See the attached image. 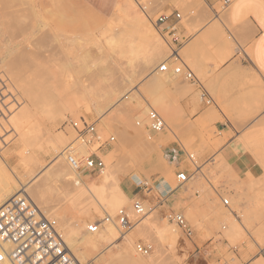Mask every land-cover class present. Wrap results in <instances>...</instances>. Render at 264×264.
<instances>
[{
	"label": "rangeland",
	"instance_id": "rangeland-1",
	"mask_svg": "<svg viewBox=\"0 0 264 264\" xmlns=\"http://www.w3.org/2000/svg\"><path fill=\"white\" fill-rule=\"evenodd\" d=\"M201 1L0 0V179L22 177L27 168L33 172L32 178L41 176L40 180L44 181L45 172L51 176L44 188L46 201L51 207L60 206V195H56L54 186L61 184L56 182L55 175L63 168V163L60 154H45L48 148L45 141L60 133L69 137L70 123L83 119L96 125L103 140L114 138L111 146L100 150H96V144L87 146L103 161L104 171L110 165L111 171L116 173L113 172L115 184L130 201L124 208L128 209L133 200H140L155 226L167 221L177 229L176 249L165 245L164 256L157 264H215L230 260L235 264L234 254L238 251L260 253L264 248V236L259 237V232L264 230L261 203L264 191L243 187L223 168L217 156L218 134L213 128L214 121L201 117L194 121L186 119V105H182L185 93L176 96L172 88L196 92L199 105H193L194 114L207 107L194 86L172 75V69L180 63L169 59V48L145 16L146 12L153 20L160 14L178 11L185 35L189 36L194 31L188 23L196 16ZM165 8L168 10L164 11ZM132 9L139 15L131 14ZM217 11L222 20L224 13L218 7ZM138 16H141L139 20L143 19L140 22L152 30L157 42L151 43L140 34L138 28L145 27L136 22ZM56 17H61V23ZM16 20L20 24L23 21V28L15 25ZM210 20H216L215 16L210 15ZM132 31L137 34L131 37ZM182 51L180 60L188 66ZM162 63L168 65L169 71L159 72ZM146 103L162 105L165 110L163 114L156 111L163 117L165 128L155 152L146 144L155 141L158 135L149 134L143 125L136 126L137 120L147 115L141 110ZM109 153L115 156L106 163L103 156ZM44 154L41 167L32 164L31 159ZM188 155H194L195 166ZM180 172L189 174L191 180L178 185L175 176ZM80 176L85 182L96 185L101 179L98 174ZM136 177L140 183L134 180ZM225 199L229 201L227 207L222 204ZM81 209L82 206L73 208L65 203L59 211L83 228L79 236L84 235L89 224L101 222L105 214L113 217L117 211L105 206L87 218ZM230 211L243 227L238 226L241 230L232 238L224 236L223 229L233 222ZM188 212L196 225L187 217ZM171 213L185 217L192 230L190 238L168 218ZM46 216L50 217L49 213ZM57 222L61 226V222ZM131 222L133 228L126 232H121L114 223L116 247L103 251L105 244H99L97 249H88L87 264H128L129 256L133 261L146 258L136 253L134 245L138 242L152 246L149 256L161 250L147 228L136 232L137 219L132 215ZM104 229L105 226L91 235L97 238ZM129 234H132L130 247L126 238ZM217 243L223 244L218 253L214 248ZM121 253L124 255L119 256Z\"/></svg>",
	"mask_w": 264,
	"mask_h": 264
},
{
	"label": "crops",
	"instance_id": "crops-1",
	"mask_svg": "<svg viewBox=\"0 0 264 264\" xmlns=\"http://www.w3.org/2000/svg\"><path fill=\"white\" fill-rule=\"evenodd\" d=\"M219 1H201L196 16L188 23L194 32L182 49L188 66L184 65L197 81L188 83L199 93L205 91L215 108L207 107L194 114L193 105H199L195 91L172 88L171 92L176 96L185 93L182 105H186V119L214 121L217 156L223 168L243 187L260 192L264 191V0H234L222 11V20L217 11ZM210 15L216 20H210ZM56 20L62 21L61 17ZM136 22L145 27L138 29L146 40L157 42L146 24ZM180 29L185 34L182 23ZM135 34L132 31L129 36ZM153 79L156 94V73ZM234 255L235 264H264L260 253L251 254L244 249Z\"/></svg>",
	"mask_w": 264,
	"mask_h": 264
},
{
	"label": "built area",
	"instance_id": "built-area-1",
	"mask_svg": "<svg viewBox=\"0 0 264 264\" xmlns=\"http://www.w3.org/2000/svg\"><path fill=\"white\" fill-rule=\"evenodd\" d=\"M234 0H220L219 10L225 11ZM149 19L151 25L170 50L169 59L179 62V66L171 71L173 76L181 77L189 83H196L193 73L181 62L179 52L188 43L186 36L180 29L181 15L177 11L169 14H160L155 19ZM159 72L169 71L167 64H160ZM197 84V83H196ZM200 99L206 107L213 105L212 99L205 91L200 92ZM143 125L149 134L157 136L165 128L163 117L156 111L149 109L146 117L136 122V126ZM70 126L77 138L85 145L96 144V150L111 146L113 137L103 140L96 131L94 123L80 119L71 122ZM190 163L196 165L194 155H188ZM103 161L94 152L87 156L77 167V172L89 175H100L104 171ZM178 185H184L191 180V176L180 172L175 176ZM227 207L229 201H222ZM131 213L136 217L145 214V207L140 200H133L130 209L120 208L114 216L105 214L101 222L89 224L86 228L88 234H97L105 223H115L121 230H130L132 226ZM168 218L183 232L186 238L192 236V230L181 213H171ZM135 251L142 257H147L152 246L143 243L134 245ZM264 257V248L260 251ZM0 264H80L77 258L69 251L64 241L63 232L56 219L46 216L41 209L26 196L10 199L0 207ZM215 264H232L217 261Z\"/></svg>",
	"mask_w": 264,
	"mask_h": 264
},
{
	"label": "bare ground",
	"instance_id": "bare-ground-1",
	"mask_svg": "<svg viewBox=\"0 0 264 264\" xmlns=\"http://www.w3.org/2000/svg\"><path fill=\"white\" fill-rule=\"evenodd\" d=\"M13 1L15 2L18 0H13ZM10 3H13V2H10ZM124 6H126V4ZM128 9H130L129 6H128ZM133 9H132V12L130 13L131 14L134 13V15L138 14V12L135 14V10ZM13 17H16V16H13ZM139 17L141 16L137 17L138 21L143 20L141 18L139 20ZM17 18L18 20L20 19L18 16ZM15 22H16L15 25L17 24L20 25V26L18 25L19 28L22 27L21 24L23 23V21L21 24L18 23L17 20ZM12 23H13V19H12ZM10 27H13V26H10ZM15 27L17 28V26ZM149 109L158 111L161 114H163L165 111L162 105H154L153 103L151 104L146 103V105L141 107V110L143 111V113L148 112ZM160 138H161V135L158 134L155 141L149 142L148 144H146L147 148L148 149L150 148L151 152H155L157 150L158 142L160 141ZM27 141L28 139H26L24 142L27 143ZM29 142H32V141L30 140ZM45 142H46L45 143L46 146L48 147L45 154L46 155L60 154V157H61L60 159H61V162L63 163V168L59 171L57 175H55L56 182L57 183L59 182L61 184L60 186H57V187L54 186V191L56 195L57 196L60 195V206L54 205L51 207L46 201L45 195L47 191H45L44 188H45L46 182L51 179V176L43 172L44 175H47V176H44L42 173L41 175L42 177L44 176L43 177L44 181H41L40 180L41 176L32 178L33 172L25 168L23 170L24 175L22 177H14L12 180L7 177H2L0 179V207L6 204L10 199L15 198V197H21V196H26L32 202H34L37 206H40V208L43 207V209H45L44 212L46 214L49 213L50 217L52 218L54 217L56 220H59L61 222L60 228L63 232V235L65 236L64 241L69 251L72 254L74 253L73 255L77 257V260L79 261L80 264H87L86 257L88 256V253H87L88 249H91V248L97 249V246L99 244H105L103 251H110V249L113 246L116 247L115 245L116 227L114 223L109 222L103 225L105 226L104 232L99 233L97 238L94 235L86 233V231H84L85 233L83 236H79V230L81 229V227L78 226L76 222L74 221L72 222V220L71 221L68 220L65 217V215L60 214L59 211L63 207V204L68 203L73 208L82 206V209H81L82 213L86 215L85 217L89 218L92 214L99 213V209H103V207L105 206H109L110 208H112V210L115 211L120 208H124L125 206H128L130 204V201L126 197V195L116 186L115 184V179H116L115 174L116 173L113 171V169L111 171V169L109 168L110 165H108L109 167L106 169L107 171L105 170L100 174L101 175L100 183L97 185L92 182L91 183L85 182L84 179L79 175V173L77 172V167L81 165L82 161L87 156L92 154L94 150L88 147L87 145L81 143L80 140H78L75 136H73L72 130H70L69 137H67L64 133H60L54 138L46 140ZM45 154L39 157H36L34 159H31L32 164L41 167L44 162ZM113 155L114 153L113 154L109 153L106 156H103V159L105 160L106 163H110V161H112L115 156ZM28 179L31 180V182H30V185L28 184L27 186L28 181L26 180ZM134 180L137 183L141 182L137 177ZM110 188H112V190L109 192ZM261 195L264 197L263 192L261 193ZM261 203L264 205V201ZM128 209H130V207ZM41 211L43 212V210ZM232 212L230 211L229 214L231 215L233 222L230 223L231 225H229L227 229L223 228L225 230L224 236L229 237L231 235L230 238L234 237V234H236L237 231L243 229L241 223L233 216ZM131 215L133 218L137 219L136 232L140 231L141 229L147 228L148 231L152 232L153 240L156 243V245L161 248V250L158 252H155L152 256H147L146 258H142L137 261L131 260L129 256L127 257L129 259L128 264H157L161 260V258L164 256L163 255L164 251L162 250V248L165 245H168L169 248H171L172 250L176 249L175 245L178 244L179 235H178L177 229L172 224L165 221L162 226H155V224L152 223V217L148 216L146 212L142 217H136L132 213ZM187 217L190 219V221L194 225H196L192 221L193 219H191L192 215L190 212L187 213ZM238 226L241 229H238L239 228ZM126 231L128 230H125V232ZM121 232H124V231L121 230ZM259 233H260L259 237L264 236V230L260 231ZM132 234H134V232ZM131 235L129 234L126 237L129 240L128 241L129 247L132 245ZM221 246H222L221 243H217L216 247H214L217 253L220 252V250H222V248H220ZM122 255L124 254L123 253L119 254V256H122Z\"/></svg>",
	"mask_w": 264,
	"mask_h": 264
}]
</instances>
